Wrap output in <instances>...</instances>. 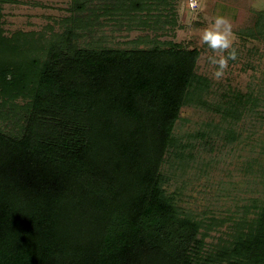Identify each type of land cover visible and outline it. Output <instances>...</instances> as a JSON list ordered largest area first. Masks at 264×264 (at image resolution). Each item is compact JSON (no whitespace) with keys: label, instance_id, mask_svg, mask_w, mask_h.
I'll return each mask as SVG.
<instances>
[{"label":"trees","instance_id":"16d2710c","mask_svg":"<svg viewBox=\"0 0 264 264\" xmlns=\"http://www.w3.org/2000/svg\"><path fill=\"white\" fill-rule=\"evenodd\" d=\"M19 1L0 0V264H264V194L202 217L170 190L197 146L263 118V88L210 102L202 49L160 38L183 27L169 0H70L61 29L10 31ZM252 16L235 47L264 58V9ZM108 21L149 33L115 45ZM196 102L222 122L178 135Z\"/></svg>","mask_w":264,"mask_h":264},{"label":"rangeland","instance_id":"374dc122","mask_svg":"<svg viewBox=\"0 0 264 264\" xmlns=\"http://www.w3.org/2000/svg\"><path fill=\"white\" fill-rule=\"evenodd\" d=\"M169 1L174 6L173 11L177 12L176 24H182L183 27L175 26L173 30L168 28L170 33L160 35V38L174 40L184 47L198 46L202 49L197 70L210 79V102L224 100L225 91L235 90L245 94L252 87L264 90V58L249 54L245 48H240L241 55L237 60L229 61L224 77L215 80L212 77L215 69L207 63V57L213 53L199 39L200 30L206 27L217 13H221L231 20L237 37L235 45L242 46V40L236 30L253 23L251 16L256 10L264 9V0H197L196 8L191 7L189 0ZM69 4L70 0H20L6 3L3 18L5 27L10 31H41L49 26L59 30V21L69 14ZM107 23L103 29L104 35L115 45L131 46L133 44H128L129 41L133 42L139 35L149 33L139 29L137 23L133 25H137L135 28H119L110 21ZM162 32L159 31L160 34ZM246 45L250 48L262 47L255 40ZM261 108L264 112V105ZM181 116L176 127L178 135H194L209 121L222 122L218 113H213L207 106L197 102L185 106ZM235 129L238 134L232 142L215 136L212 140L214 149L197 146L199 153L197 151L194 166L188 167L185 173L178 170L179 176L172 177L170 190L180 191L179 204L202 217L212 214L215 217H227L241 205L248 204L252 198L264 194V183L260 177L261 168L264 166V116L261 119L245 116L240 119ZM199 141L200 138L196 142L200 144Z\"/></svg>","mask_w":264,"mask_h":264},{"label":"clouds","instance_id":"9594fccd","mask_svg":"<svg viewBox=\"0 0 264 264\" xmlns=\"http://www.w3.org/2000/svg\"><path fill=\"white\" fill-rule=\"evenodd\" d=\"M199 39L213 53L207 57V63L215 69L212 77L221 80L229 67V61L238 58V49L235 47L237 37L230 18L217 13L212 21L200 30Z\"/></svg>","mask_w":264,"mask_h":264},{"label":"built area","instance_id":"2783aa9c","mask_svg":"<svg viewBox=\"0 0 264 264\" xmlns=\"http://www.w3.org/2000/svg\"><path fill=\"white\" fill-rule=\"evenodd\" d=\"M191 7L196 8L197 7V0H189Z\"/></svg>","mask_w":264,"mask_h":264}]
</instances>
